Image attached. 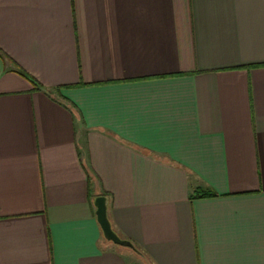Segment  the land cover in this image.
I'll return each mask as SVG.
<instances>
[{
    "label": "crops",
    "instance_id": "crops-1",
    "mask_svg": "<svg viewBox=\"0 0 264 264\" xmlns=\"http://www.w3.org/2000/svg\"><path fill=\"white\" fill-rule=\"evenodd\" d=\"M0 264H264V0H0Z\"/></svg>",
    "mask_w": 264,
    "mask_h": 264
},
{
    "label": "water",
    "instance_id": "water-1",
    "mask_svg": "<svg viewBox=\"0 0 264 264\" xmlns=\"http://www.w3.org/2000/svg\"><path fill=\"white\" fill-rule=\"evenodd\" d=\"M96 207L97 220L103 231L105 239L123 248H129L137 251L134 244L128 240H124L114 231L108 216L109 199L105 196H99L94 200ZM138 252V251H137Z\"/></svg>",
    "mask_w": 264,
    "mask_h": 264
}]
</instances>
